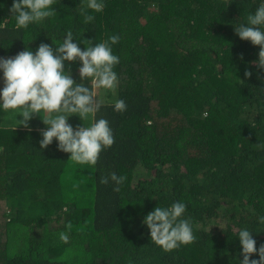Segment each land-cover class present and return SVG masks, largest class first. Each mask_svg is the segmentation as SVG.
I'll list each match as a JSON object with an SVG mask.
<instances>
[{
	"label": "trees",
	"instance_id": "obj_1",
	"mask_svg": "<svg viewBox=\"0 0 264 264\" xmlns=\"http://www.w3.org/2000/svg\"><path fill=\"white\" fill-rule=\"evenodd\" d=\"M257 2L105 0L86 24V0H56L54 17L18 30L12 0H0V56L42 42L55 48L52 39L69 29L93 43L121 37L119 83L96 90L97 118L115 136L96 165L68 160L55 139L41 149L39 116L14 129L0 113V264H236L244 226L264 244L256 219L264 214V68L259 46L234 30ZM69 64L81 82L78 62ZM115 98L124 112L113 110ZM69 123L82 125L76 115ZM113 171L127 176L119 191L101 182ZM176 200L187 203L196 239L164 251L142 220ZM69 224L65 244L58 233Z\"/></svg>",
	"mask_w": 264,
	"mask_h": 264
},
{
	"label": "clouds",
	"instance_id": "obj_2",
	"mask_svg": "<svg viewBox=\"0 0 264 264\" xmlns=\"http://www.w3.org/2000/svg\"><path fill=\"white\" fill-rule=\"evenodd\" d=\"M55 3L56 0H12L9 11L16 29L26 30L31 24H42L54 17L57 14ZM105 6V0H86L79 10L84 23L92 22L93 13H102ZM234 30L240 39L259 46L255 63L264 68V0H258L254 10L234 26ZM120 38L119 34H112L93 43L91 39H75L69 29L62 41L52 39L55 48L42 42L35 51L26 46L15 56H0V113L15 120L14 129L18 125L30 128L32 118L39 116L46 125L40 130L41 149L55 139L58 150L70 154L68 160L78 165H96L100 154L115 142L110 122L104 117L97 118L103 100L97 97L96 90L114 91L119 83L115 69L120 57L113 51V45L118 44ZM80 44L84 45L83 49ZM72 61L78 62L81 82L73 78L70 64L66 68V62ZM244 75L250 77L251 70L246 69ZM112 106L117 112L127 109L122 98H115ZM73 115L80 118L82 125L74 128L69 123ZM126 180V175L113 171L101 182H114L115 190L119 191ZM187 207L183 200L158 204L143 217L142 224L150 230V239L155 245L172 251L196 239L194 221L187 214ZM256 219L258 224L264 225V214ZM70 228L69 224L58 233L59 240L65 244L69 242ZM252 232L253 228L248 226L239 228L236 237L242 258L237 259L236 264H264V244L257 247ZM254 253L258 258H253Z\"/></svg>",
	"mask_w": 264,
	"mask_h": 264
}]
</instances>
